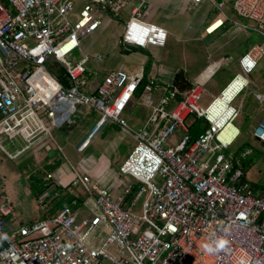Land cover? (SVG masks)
<instances>
[{
	"label": "built area",
	"instance_id": "obj_1",
	"mask_svg": "<svg viewBox=\"0 0 264 264\" xmlns=\"http://www.w3.org/2000/svg\"><path fill=\"white\" fill-rule=\"evenodd\" d=\"M7 1L8 7L0 0V146L8 158L52 147L55 132L76 123L77 106L98 114L77 152L108 123L131 133L136 144L119 166V189L101 185L90 173L79 174L75 166L68 181L46 170L43 180L49 187L37 197L46 216L12 235L4 230L12 202L8 196L0 199V264H264V186L258 188L246 177L251 146L229 150L241 135L236 124L240 109L232 102L247 86L246 78L235 75L206 107L198 103L205 81L198 77L183 90L174 76L162 79L161 64L150 76L142 65L135 73L120 68L93 79L87 64L91 59L101 62L100 53H85L75 62L66 56L105 25L106 15L118 17L131 0H83L78 12L80 0ZM206 1L221 15L204 28L206 34L228 22L227 30L251 31L259 37L238 59L244 74L253 72L264 57V0L232 4L236 16L253 24L226 14L222 0ZM148 13V0L132 3L122 43L140 48L166 45L169 31L147 21ZM51 61L63 69V77L51 71ZM238 77L244 83L225 109L211 111ZM158 90L161 95L155 101ZM137 94L151 111L135 131L122 114ZM255 97L258 102L262 98ZM191 114L207 123L192 141L186 124ZM178 130L180 137L172 141ZM251 136L264 147V110ZM2 139L14 150L5 149ZM16 141L22 145L17 147ZM78 186L89 192L101 216L81 215L84 199ZM64 190L73 205L77 199L81 205L49 213L52 198ZM103 221L107 230L102 242L88 243Z\"/></svg>",
	"mask_w": 264,
	"mask_h": 264
},
{
	"label": "rangeland",
	"instance_id": "obj_2",
	"mask_svg": "<svg viewBox=\"0 0 264 264\" xmlns=\"http://www.w3.org/2000/svg\"><path fill=\"white\" fill-rule=\"evenodd\" d=\"M2 3L5 6H9V3L7 0H1ZM228 2V4L232 7V4L234 0H225ZM203 2V1H202ZM84 1L80 0L77 2V9L76 12H78ZM194 6L199 4H194ZM204 9H202V14L206 16L207 10L209 4L206 0L203 2ZM230 9V8H229ZM195 10L189 9V6L187 8L186 16L188 18H192L194 15ZM209 13L211 16H213V12L210 11ZM234 13V12H233ZM232 13V14H233ZM236 16V14L234 13ZM128 13L126 11H122L120 13L119 18H116L114 20L116 23H118V29L114 27V23L108 24L103 28L102 31H100L98 37H96L95 40H93V37L95 38V35L86 37L82 40V43L79 47H77L74 51H72L70 54L66 56L67 60L71 62H75L80 60L86 51L92 50H98V52L103 56V60L101 62L96 61L95 59H91L90 62H88V67L92 71V74H94L93 79H99L102 78L105 74L120 69V58L123 56H116L119 54H115V46H112L115 41L117 40V37L122 32V29L124 27L125 22L128 19ZM216 16V15H215ZM214 16V17H215ZM236 18L240 21H244L247 24H253L248 19H241L238 16ZM113 20V18H112ZM190 24V27L192 25H195V23L188 21ZM189 28V27H188ZM244 32V31H243ZM229 36V35H228ZM218 42H210L207 38H204V41H198L195 42L191 39H184V40H178L175 37H171V40L173 42V47H171L172 53H169L168 56L173 58L175 63H177L180 66H185L186 74L188 76H192L198 69V67L201 66L202 61L212 60H218V58L221 56L220 53L224 52L226 49L222 45V41L227 38L226 36H220L217 34ZM230 38H233V45L232 42H230V45L233 47V52L237 53L242 48H249L254 42L258 40V36L251 31L239 33L235 32L230 34ZM182 42V43H179ZM113 43V44H111ZM213 45H212V44ZM218 43V44H217ZM211 44V45H210ZM217 44V45H216ZM215 45V46H214ZM152 46L147 47V49H143V52L149 51ZM181 48V51L179 52L177 49ZM210 48L213 51H210ZM211 52V54H208V51ZM219 50L221 52H219ZM90 54V53H87ZM123 55V54H122ZM135 55V54H134ZM207 55L210 57L208 58ZM219 55V57H218ZM223 55V54H222ZM164 58V56H163ZM172 61V60H170ZM225 61V60H224ZM163 62V59H162ZM229 65L223 66L216 76L212 79V81L209 83L207 89L202 93L198 103L202 107L208 106V104L212 101V99L220 94V91L227 85L228 82L237 74L243 75L247 80V86L237 95V97L232 102L233 105L239 107V103H242L241 106L245 107V104L243 103L244 99L248 97V100H253L255 95H261L262 98L259 100V103L257 104L255 109H251L253 111L252 114H254L255 119H258L261 113L264 110V57L259 61V64L257 68L249 73L244 74L239 66L237 56H232L231 61H229ZM189 65V66H188ZM164 67V66H163ZM53 68V67H52ZM148 68V67H147ZM127 71L125 68H121ZM137 72V71H136ZM149 72V69H147V74ZM135 73V72H134ZM163 73L170 74V77H168V80H171L172 75L174 74V70H168L164 67ZM197 75V74H196ZM194 75V77L196 76ZM102 76V77H101ZM193 77V78H194ZM243 80V79H242ZM244 81V80H243ZM188 79L186 78V84L188 83ZM255 100V99H254ZM253 100V101H254ZM256 101V100H255ZM78 107V114L79 118H76V123L71 126L69 129H65L66 131H63V139L64 136L67 135L66 139L73 140L78 136L80 132H83L82 137L86 135L88 128L90 127V123L87 122V119H89L88 115L84 113V110L82 107ZM142 106H135L131 107L125 112V115L122 114V118L127 122L129 126H131L135 131L140 129L142 125L136 126L134 123H130L127 118V115L129 114V111L133 112H140V108ZM143 108V107H142ZM141 108V109H142ZM144 109V108H143ZM131 112V113H133ZM80 116L86 117L85 119H82ZM193 114L190 115V118H187V121L192 120ZM190 119V120H188ZM240 120V117L238 118ZM236 121V124L238 122ZM87 122V123H86ZM238 125V124H237ZM249 124H245V128L242 130L241 135L239 138L235 141L232 147H230L229 150H236L238 148L244 147L245 143H250L252 148V153L248 157V163H247V172L246 177L249 181L255 182L257 184L264 185V160L262 159V152L263 147L258 145L254 142L252 139V136L250 134L251 126L248 129ZM88 129V130H87ZM71 130V131H70ZM87 130V131H86ZM111 126L109 123L105 125L100 133L95 136L91 144L88 146L87 150L83 152V154L77 153L75 150H73L72 147L66 146L64 143L62 144L64 147V150L62 151H56L55 157L61 158L62 163L65 166H68L69 168H74L79 172V174H83L85 172L86 168V159L87 158H99L100 153L107 150L106 139L109 138L111 135ZM121 134V143L115 148V157L111 156V160L116 159L115 162H117V165L114 167L118 169L119 164L122 163V160L125 159L130 151L133 149L134 143L131 136H133L131 133L123 132ZM181 132L178 130L176 132L175 138L180 137ZM243 138V139H241ZM59 139L60 142H64V140ZM2 144L5 149L9 151H13L14 147L8 143V141L2 139ZM80 143V142H79ZM78 144V143H77ZM245 144V145H244ZM15 145L17 147H20L22 145L21 142L16 141ZM77 145L75 144V148ZM50 148H41V149H31L24 153H22L18 158L15 160H10L7 156V153L5 150L0 146V199H2L4 196H8L12 202V214L10 215L11 219L9 221V224L7 227H5V231L7 234L12 235L14 231L19 229L20 226L24 225H30L31 223L37 221L39 218L42 217V214L45 212L46 208H44L43 204L39 202L37 197L32 192V189L30 187V179L29 177L34 178H45L46 174V168L44 165H46L47 161L51 159L49 157L50 154ZM53 150L55 148L53 147ZM122 156L120 158L116 156ZM113 158V159H112ZM115 158V159H114ZM58 169V168H56ZM116 169V170H117ZM70 179V178H69ZM68 179V180H69ZM65 180V181H68ZM115 185H109L113 188L119 189L123 187V183L117 178V180L114 183ZM80 191V197L84 199V206L80 209L81 215H85L87 212L93 214V215H99L101 216V213L96 206L94 199L89 194L87 190H85L82 187H76ZM77 191V190H76ZM67 193L66 190L63 191V194ZM46 202H48L49 205H51V199H48ZM53 204V203H52ZM107 230V224L103 221L99 226L95 227V229L92 231L88 243H91L94 246H98L102 240L105 237V232Z\"/></svg>",
	"mask_w": 264,
	"mask_h": 264
},
{
	"label": "crops",
	"instance_id": "obj_3",
	"mask_svg": "<svg viewBox=\"0 0 264 264\" xmlns=\"http://www.w3.org/2000/svg\"><path fill=\"white\" fill-rule=\"evenodd\" d=\"M134 1L135 0H131L132 3ZM222 1L225 2L226 14L230 15L233 18H236V16L233 13V9L228 4V2H226L225 0H222ZM203 2H200L199 5L194 6L192 4L191 0H148L149 13L146 17V20L149 22L160 24V25L164 26L169 31L167 43L164 47L152 46L151 49L149 51H146V52H143L142 50L147 49V48L131 47L129 45H125L124 43H122L121 34L123 33L125 24L127 22L126 21L124 24V27L122 29V32L120 34H118L119 36L117 37V40L115 41V43L114 44L111 43V44H113L112 46H115V50H116L115 54H117V52L119 53L116 56H120V57L123 56L122 58H120V62H119V63H121L119 65L120 68H125L130 73H134V72L140 70V66L144 65L146 74H147V69H149L148 75L150 76V75H153L155 73V71L157 70V66L159 64H161L162 70L164 69V67L167 68L168 70H172V71L174 70V74L172 75V77L177 72H182L184 74V78L185 79L187 78L189 82L185 85V88L183 90H185L198 77L200 79H202L203 81H205L204 85H205V90H206L207 89L206 87H208L209 83L212 81L214 76L217 75L219 70L223 66L225 67V66L230 64L229 61H231L232 56H237V59H239V57L242 55V53L244 51H246L254 43L259 41V38L249 48H242L237 53H234L233 47H232L234 41H233V38L232 39L230 38V34H232V32L235 33L236 31H233L232 29L227 30V29H229L228 22H225L224 26H222L219 30H217L215 33H213L211 35L206 34L204 32V28L209 23L213 22L216 18L221 17V15L217 11L213 10L211 8V5L208 3L209 6H208V8H206L208 14H206V16H204L202 14V9H204V7H205V6H203ZM132 3L129 6H127L125 9L122 10V11H126L128 13L127 17H129V15H130V8H131ZM188 6H189V9L191 8V9L195 10L192 18H188L186 16ZM210 11L213 12V16H211L209 14V13H211ZM119 16L115 17V16H111V15H106L105 25H103L102 28L97 32V35H95V38L93 37V40H95L96 37H98L100 31H102L103 28L105 26H107L108 24L114 23V27L116 29H118V27H117L118 23H116L114 20H116V18H119ZM112 18H113V20H112ZM188 21L195 23V25H193V28H192V25L190 27V24L188 23ZM218 23L219 22L214 23L210 27V29L215 27ZM237 32L244 33L243 31H237ZM217 34H219L220 36H226L227 35L228 39L225 38L221 42L226 50L219 54V55H221L220 57L218 55V57H219L218 60H214L213 62H211L212 60H208L209 62L203 60L201 66L198 67L197 71L192 76H188L186 74V71H185L186 67L185 66L178 65L177 63H175L173 58L168 56L169 53H172L171 47H173V45H172L173 42L171 40V37L177 38V41L178 40H184L187 38V39L194 40L195 42L204 41V38H207L208 41L215 43V42H218V39H219L217 37ZM230 42H232V45H230ZM179 43H182V42H179ZM177 50L180 52L181 48L177 49ZM207 51H208V54H211V52H209V50H207ZM210 51H213V50L210 48ZM95 52H98V50H92L91 49L88 52L86 51V53H90V54L95 53ZM219 52H221V51L219 50ZM163 56H164V58H163ZM207 57L210 58L208 55H207ZM162 59H163V62H162ZM170 60H172V61H170ZM87 68L92 73V71L89 69L88 65H87ZM194 75H196V76L194 77ZM93 77H94V74H93ZM168 77H170V74H168V73L162 74V79L164 81H168ZM160 95H161L160 90L156 91L155 101H157L159 99ZM253 100H248V97L246 99H244L243 103L245 104V107H244V105L242 107L241 106L242 103H239L238 108L240 109V112H239L240 113V115H239L240 120L237 119L238 120L237 124L240 126L241 133H242V130L246 127L245 124L250 123V125L248 126V129L250 126L252 127L250 129V134H251V131H252L254 125L256 124V121L258 120V119H255L254 114H252L253 111H251V109H255L259 102L255 96H254ZM134 105L135 106H138V105L142 106L144 109L141 107L142 109L140 108L139 113L136 111L135 112L129 111V114L127 115V117L125 116V118H127L130 123H134L135 127L139 126V125L143 126V124L146 122L151 110L149 107L143 105L139 101V94H137V96L133 100H131V102L127 105L123 114L125 115V112L128 109H130L131 107H134ZM83 110L86 112L85 114L88 115V117H89V119H87V122L92 125L98 118L97 112H95L93 110H86L85 108H83ZM131 112H133V113H131ZM80 117L82 119L86 118L83 116H80ZM77 118H79V117H77ZM91 125H90V127H91ZM109 125L111 126V132H110L111 135L109 136L108 139H106L107 144L105 145L106 146L105 150H107V152H105V151L101 152L100 157L98 159L92 158V157L87 158L86 159V168H85V172L90 173L93 178L97 179L101 183V185H105V186L106 185L107 186L108 185H115L114 183L117 180V178L119 179L121 177V176L119 177V173H118V169H119L120 164L118 166V169L115 168L114 166L117 165V162H115L116 161L115 158H114L115 161L111 160V156L113 157L115 155L114 150L119 145V143H121L122 138H121L120 133L123 134V132H125L128 134V132L120 129L117 125H115L113 123H109ZM65 129H69V128H62L61 130H58L55 132L56 142L53 143V145H51L52 146V148H50V154L51 155L49 156V157H51V159L48 160L46 163V164H54L58 161V164L56 166L58 169H54L53 171L55 173H59L61 175L63 181L68 180L69 178L71 179L73 177V171L68 166L61 164L62 163L61 158L55 157V154L57 153L56 151H58L56 149L58 146H60V147H62V150H64V147L62 145L64 143L66 146L72 147L73 150L76 151L75 144L77 145V143L80 141V139H82L81 137L83 135L82 134L83 132H80L78 134V136L76 138H74L73 140H69L68 138L66 139V137H68L67 135H65L64 136L65 138L63 139L62 133H63V131H66ZM175 135H176V133H175ZM175 135L172 138V141L177 139V138H175ZM131 137H132L134 143H136V140L134 139V137L133 136H131ZM59 139H61V140L63 139L64 142H60ZM241 139H243V138H241ZM252 139H253V137H252ZM254 142L257 143L258 145L262 146L256 140H254ZM245 144L251 146V144L248 142ZM53 147L55 148V150H53ZM87 148L85 150H87ZM85 150L83 152H85ZM83 152H77V153L83 154ZM116 157L120 158L122 156L120 155V156H116ZM123 160H122V162H123ZM44 167H45V165H44ZM252 183L258 188H261L264 186L261 184H257L255 182H252Z\"/></svg>",
	"mask_w": 264,
	"mask_h": 264
},
{
	"label": "trees",
	"instance_id": "obj_4",
	"mask_svg": "<svg viewBox=\"0 0 264 264\" xmlns=\"http://www.w3.org/2000/svg\"><path fill=\"white\" fill-rule=\"evenodd\" d=\"M50 67H51V71L57 75V76H61L63 77L64 75V71L61 67H59L56 63H53L52 61L50 62ZM53 67V68H52ZM174 80L176 83H179L180 87L182 89L185 88L186 85V79L184 78V74L182 72H177L174 75ZM140 89V88H139ZM190 118V116L188 117ZM190 120V119H188ZM187 127H188V137L189 139L192 141L193 139H195L199 133H201L204 128L206 127L207 123L203 118L200 117H196L195 115L193 116L192 120L190 121H186ZM58 164V161L54 164H46L45 168L47 171H53L54 169H56ZM30 179V187L32 189V192L34 193V195L36 197L39 196L40 193H42L45 189H47L49 187V184L43 180L42 178H34V177H29ZM61 191V190H60ZM72 197L69 196L68 193L65 194H61L60 196L56 197L54 196L52 198V206L49 208V213H53L56 209L68 205V206H72L74 208H77L81 205V200L77 199V204L73 205L71 203ZM46 214L43 213L42 217H45Z\"/></svg>",
	"mask_w": 264,
	"mask_h": 264
},
{
	"label": "bare ground",
	"instance_id": "obj_5",
	"mask_svg": "<svg viewBox=\"0 0 264 264\" xmlns=\"http://www.w3.org/2000/svg\"><path fill=\"white\" fill-rule=\"evenodd\" d=\"M241 77L236 78L224 91L223 96L216 99L214 104L211 106V111L220 112L225 109L227 102L231 100L237 90L243 85Z\"/></svg>",
	"mask_w": 264,
	"mask_h": 264
}]
</instances>
